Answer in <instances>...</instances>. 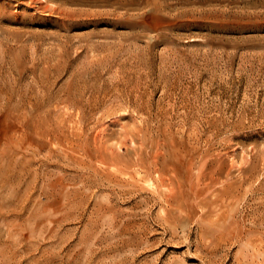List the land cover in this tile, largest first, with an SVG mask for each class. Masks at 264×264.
I'll list each match as a JSON object with an SVG mask.
<instances>
[{"label":"rangeland","instance_id":"obj_1","mask_svg":"<svg viewBox=\"0 0 264 264\" xmlns=\"http://www.w3.org/2000/svg\"><path fill=\"white\" fill-rule=\"evenodd\" d=\"M31 1L0 0V264H264V0Z\"/></svg>","mask_w":264,"mask_h":264},{"label":"bare ground","instance_id":"obj_2","mask_svg":"<svg viewBox=\"0 0 264 264\" xmlns=\"http://www.w3.org/2000/svg\"><path fill=\"white\" fill-rule=\"evenodd\" d=\"M31 1V0H30ZM32 2V1H31ZM43 2V1H42ZM21 3V2H20ZM27 3V2H26ZM30 3V2H29ZM28 3V5H31L32 6V4H29ZM38 3V2H37ZM41 3V2H40ZM4 4V3H3ZM45 4V3H44ZM7 5V4H6ZM38 5V4H37ZM36 5V6H37ZM50 5V4H49ZM27 6V5H26ZM35 6V5H34ZM35 6V7H36ZM51 6V5H50ZM53 6V5H52ZM1 7V6H0ZM45 7V6H44ZM54 9H55V7H54ZM36 10V9H35ZM40 10V9H39ZM38 10V11H39ZM52 10V9H51ZM55 11V10H54ZM68 11V10H67ZM57 12V11H56ZM61 13H62V11H61ZM65 15V14H64ZM18 17V16H17ZM15 18V17H14ZM145 22H146V20H145ZM8 80V79H7ZM11 80V79H10ZM12 84V83H11ZM18 88V87H17ZM6 97V96H5ZM3 102V101H2ZM20 107V106H19ZM2 115V114H1ZM157 153V152H156ZM161 156V155H160ZM190 166V165H189ZM157 169V168H156ZM121 172V171H120ZM123 172V171H122ZM162 176V175H161ZM157 177V176H156ZM160 178V177H159ZM123 181V180H122ZM7 184V183H6ZM152 184V183H151ZM163 184V183H162ZM214 184V183H213ZM172 185V184H171ZM5 186V185H4ZM136 186H138V184L136 185ZM179 186V185H178ZM222 186V185H221ZM226 186V185H225ZM217 189V188H216ZM219 189V188H218ZM226 189V188H225ZM168 190V189H167ZM166 189H165V191H167ZM172 190V189H171ZM163 191V190H162ZM170 191V190H169ZM223 191V190H222ZM221 191V192H222ZM123 192V191H122ZM173 192V191H172ZM168 193V192H167ZM168 194H170V193H168ZM167 194V195H168ZM225 196V195H224ZM165 202V201H164ZM158 203V202H157ZM160 204V203H159ZM168 205V204H167ZM161 206V205H160ZM169 208V207H168ZM166 209V208H165ZM162 210H163V208H162ZM162 210H161V212H162ZM163 214V213H162ZM159 220V219H158ZM140 224V223H139ZM166 226H167V224H166ZM169 230V229H168ZM259 231V230H258ZM216 235V234H215ZM200 240V239H199ZM255 243V242H254ZM253 244V243H252ZM259 245V244H258ZM263 245V244H262ZM213 246V245H212ZM255 247V246H254ZM214 248V247H213ZM252 248H253V246H251V250H252ZM218 249V248H217ZM256 249V248H255ZM254 251V250H253ZM251 253H253L252 251H251ZM254 253H255V251H254ZM226 254V253H225ZM223 256V255H222ZM228 256V255H227ZM253 258V257H252ZM259 259V258H258ZM204 260V259H203ZM222 260V259H221ZM217 261V260H216ZM235 261V260H234ZM222 262V261H221ZM256 262V261H255ZM205 263V262H204ZM210 264V263H209ZM213 264V263H212ZM243 264V263H242Z\"/></svg>","mask_w":264,"mask_h":264}]
</instances>
